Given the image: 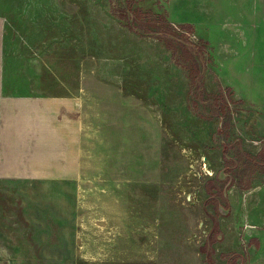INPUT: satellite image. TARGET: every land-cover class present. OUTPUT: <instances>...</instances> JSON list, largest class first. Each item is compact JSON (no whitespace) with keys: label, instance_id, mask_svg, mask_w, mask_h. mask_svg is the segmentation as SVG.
Returning a JSON list of instances; mask_svg holds the SVG:
<instances>
[{"label":"rangeland","instance_id":"1","mask_svg":"<svg viewBox=\"0 0 264 264\" xmlns=\"http://www.w3.org/2000/svg\"><path fill=\"white\" fill-rule=\"evenodd\" d=\"M0 16L14 92L79 97L84 171L0 184L4 216L47 205L44 224L0 218V264H264V0H0Z\"/></svg>","mask_w":264,"mask_h":264},{"label":"crops","instance_id":"2","mask_svg":"<svg viewBox=\"0 0 264 264\" xmlns=\"http://www.w3.org/2000/svg\"><path fill=\"white\" fill-rule=\"evenodd\" d=\"M6 30L0 16V184L79 183L84 176L80 99L68 93H15ZM25 200L5 205L19 210L6 216L0 211V218L13 225L44 224L47 205Z\"/></svg>","mask_w":264,"mask_h":264}]
</instances>
